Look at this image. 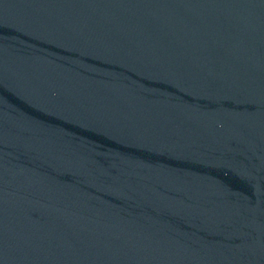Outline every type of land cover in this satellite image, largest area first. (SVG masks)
I'll return each instance as SVG.
<instances>
[{
  "label": "water",
  "instance_id": "95a60500",
  "mask_svg": "<svg viewBox=\"0 0 264 264\" xmlns=\"http://www.w3.org/2000/svg\"><path fill=\"white\" fill-rule=\"evenodd\" d=\"M0 264H264V0H0Z\"/></svg>",
  "mask_w": 264,
  "mask_h": 264
}]
</instances>
